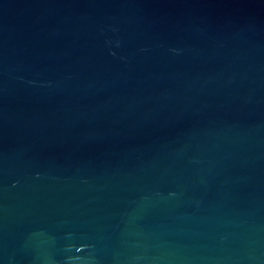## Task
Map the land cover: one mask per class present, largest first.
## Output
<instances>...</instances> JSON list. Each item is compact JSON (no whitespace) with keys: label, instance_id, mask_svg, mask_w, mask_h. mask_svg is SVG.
Returning a JSON list of instances; mask_svg holds the SVG:
<instances>
[{"label":"water","instance_id":"obj_1","mask_svg":"<svg viewBox=\"0 0 264 264\" xmlns=\"http://www.w3.org/2000/svg\"><path fill=\"white\" fill-rule=\"evenodd\" d=\"M0 264H264V0H0Z\"/></svg>","mask_w":264,"mask_h":264}]
</instances>
